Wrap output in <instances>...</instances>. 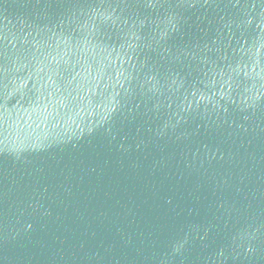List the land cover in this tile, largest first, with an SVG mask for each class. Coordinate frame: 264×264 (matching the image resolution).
Returning a JSON list of instances; mask_svg holds the SVG:
<instances>
[{
	"label": "water",
	"instance_id": "95a60500",
	"mask_svg": "<svg viewBox=\"0 0 264 264\" xmlns=\"http://www.w3.org/2000/svg\"><path fill=\"white\" fill-rule=\"evenodd\" d=\"M0 264H264V0H0Z\"/></svg>",
	"mask_w": 264,
	"mask_h": 264
}]
</instances>
